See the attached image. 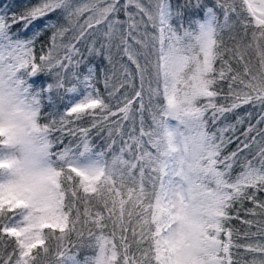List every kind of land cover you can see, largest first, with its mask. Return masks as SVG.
Instances as JSON below:
<instances>
[{
	"label": "snow or ice",
	"instance_id": "1",
	"mask_svg": "<svg viewBox=\"0 0 264 264\" xmlns=\"http://www.w3.org/2000/svg\"><path fill=\"white\" fill-rule=\"evenodd\" d=\"M122 9L125 20L117 18ZM201 9L203 18H194ZM50 14L55 19H46ZM39 21L43 24L34 27ZM18 24L21 29L12 31ZM30 27L33 34L22 38L19 33ZM250 27L251 40L244 43ZM45 30L52 33L50 45L37 57V39ZM78 45L86 46V54ZM249 50L259 67L245 58ZM102 53L112 68L111 75L104 73V87L112 89L108 97L125 89L115 111L96 87L94 66L87 74L79 71L87 56ZM121 53L135 72L117 61L123 71L112 83L118 71L113 56ZM5 71L39 119L47 121L40 131L48 180L40 188L10 183L5 189L0 183V264H234V247L264 255V244H234L233 230L226 227L239 217L233 209L237 202L243 208L251 201L255 207L246 211L255 214L258 208L264 214V201L257 198L264 191V147L256 154L258 167L247 161L233 177L240 153L257 142L255 137L245 142L254 127L242 134L245 140L236 150L222 155L232 142L225 133H234L236 125L216 126L242 105L264 106V0H216L214 7L203 0L175 5L171 0H40L11 15L5 7L0 75ZM42 73L54 80L43 92H55L59 102L73 101L54 118L41 112L39 93L30 92L29 80ZM181 124L196 136L179 132ZM93 129L104 134L103 147L92 143ZM190 141L197 153L191 158ZM6 143L0 126V145ZM10 166L0 159V168ZM81 249L92 254L81 259ZM251 264H264V258Z\"/></svg>",
	"mask_w": 264,
	"mask_h": 264
},
{
	"label": "trees",
	"instance_id": "2",
	"mask_svg": "<svg viewBox=\"0 0 264 264\" xmlns=\"http://www.w3.org/2000/svg\"><path fill=\"white\" fill-rule=\"evenodd\" d=\"M40 2V0H0V14H3L4 8H8V14L11 15L12 13H21L25 10L26 7H31L33 5H36ZM125 0H120V3L123 4ZM173 5L178 3H183L184 0H171ZM203 3L207 4L209 7H214L216 0H203ZM131 10V6L129 7V11ZM90 13H84L83 16L80 17L79 22L83 23V21L87 18V16ZM117 18L120 20H125L126 17L124 15L123 9L117 14ZM194 18H203V10H199L194 14ZM221 20L223 19V15L221 13L220 15ZM46 19H55V14H50ZM233 19H235V16L233 14ZM43 24V21L36 22L35 26L36 28H39ZM22 25H15L12 29V31H18L21 29ZM124 26H122L123 28ZM254 27V25H253ZM253 28L250 27L248 29V35L244 37L243 42L248 43L251 40V32ZM243 33L242 28L240 26H237L236 34L239 38ZM20 36L22 38H28L33 34V27H30L27 31H21ZM51 31L45 30L41 33V35L37 39V47H36V55L37 57L41 54V47L43 46L44 51L47 50V46L50 45V37H51ZM72 36V32H69L64 37V42L66 43L68 39ZM225 43L231 46L234 42L227 39L228 34L225 33ZM129 42L131 43V39L129 38ZM100 41H97L96 47H99ZM78 47L81 48V52L85 53L87 52L86 46L78 45ZM121 54L114 55L113 56V62L116 63L117 61H120L121 63H127L128 66L135 72V66L131 64V62L127 61L126 57H123L121 60ZM246 59H251L253 63L256 65V67H259L258 59L255 56V53L252 50H249L246 57ZM90 66H94L95 68V74H96V87L99 88L101 95L105 99L107 103H109L112 107V110L115 111L117 108L116 100L123 94L125 89H121L119 93H117L116 98H109L107 93L108 91H111L112 89H105L104 87V73H107L108 75H111L112 68L111 65H109L108 61L105 59L103 53L100 56H87L86 62L81 65L79 71L81 74H87V69ZM233 67L236 68L237 65L233 63ZM240 70L242 71V65L239 66ZM116 68L118 69L116 73V77L112 81V83H118L120 78V73L123 71L119 67V63H116ZM102 69L104 70L102 72ZM54 82L53 77L51 74H38L36 77H33L29 80V84L31 85L30 92L33 94L39 93V100H40V110L41 112H47L50 114L51 117H57L61 112L65 110L66 107L71 106L73 101L69 98H64L62 102L60 101V97L55 93H45L43 92V89H46L48 84ZM138 85V80L136 81ZM224 91L222 92V96L226 94L227 92V86L224 84L223 86ZM134 93L130 90L129 91V98H131V95ZM77 99H79V96H77ZM56 103V108L53 109L52 105L53 103ZM218 103H223L227 105L230 103L229 101H225L222 98L217 99ZM122 106V105H119ZM138 106L134 102V107ZM237 117L242 118L243 123L236 124ZM264 106H261L259 104H248V105H242L240 108L234 110L231 113L226 114V119L221 118L220 121L217 122L216 126L222 127L226 124H233L236 125V130L233 133L231 130L225 133L226 137H232V142L227 144V146L224 148L222 155H228L232 151L236 150L237 144L240 143V140H245L244 136L242 135L250 126L254 127V130L249 133L247 140L245 142H251L252 138L255 137V140L258 142L251 143L250 148L245 149L242 153H240L241 159L237 160L236 164L233 165L232 169V176L235 177L239 172L243 170V164L247 161H252L255 166H259V157L256 156L257 152L260 150L261 147H264ZM112 119H115L113 117ZM259 121V123H257ZM43 122H47L46 120H42ZM90 121L88 119H85L82 124L83 126H88ZM215 130V126L212 129ZM96 130L93 129L92 131V143L96 144L100 147H103V140H101V136L104 135L101 133V136L95 135ZM259 133V134H258ZM55 135H59L56 133ZM235 137H239V139H236ZM69 137H65L64 143L67 144L69 141ZM58 147H63V145H58ZM2 147H0V158L3 157L2 155ZM256 157L255 159H253ZM246 158V159H245ZM5 177L0 174V181H3ZM251 191V189L249 190ZM257 198L261 201H264V191L257 193ZM255 206L251 203V201L245 200L243 202V208H241V205L239 202L235 203L233 205V209H239V217L232 219L226 227H229L233 230V243L234 244H241V245H256V244H264V235H261V231L264 230V214L260 213V210L256 208L255 214H252L250 212H247V209H252ZM230 215L233 217L236 216V212L232 211L230 212ZM245 220H251L253 223L251 225L243 223ZM248 232L249 235L245 236L244 233ZM251 233H257V235H251ZM225 238L222 236V239ZM233 253V261L234 264L238 261L239 264H251L253 259H262L264 258V255L260 253H252L246 250V248H232L231 249ZM91 250L88 249H81L79 250V257L83 259L87 255H91Z\"/></svg>",
	"mask_w": 264,
	"mask_h": 264
},
{
	"label": "clouds",
	"instance_id": "3",
	"mask_svg": "<svg viewBox=\"0 0 264 264\" xmlns=\"http://www.w3.org/2000/svg\"><path fill=\"white\" fill-rule=\"evenodd\" d=\"M0 126L5 130L7 140L6 144L0 145L7 154L0 159L11 165L0 168V174L5 177L0 183H3L5 189L10 183H26L35 188L44 186L48 180V170L46 143L40 131L42 121L30 98L12 82L7 71L0 75ZM179 132L186 136H196L195 132L189 133L182 124ZM181 139L178 135L177 140ZM193 145L194 141H190V158L197 155Z\"/></svg>",
	"mask_w": 264,
	"mask_h": 264
},
{
	"label": "rangeland",
	"instance_id": "4",
	"mask_svg": "<svg viewBox=\"0 0 264 264\" xmlns=\"http://www.w3.org/2000/svg\"><path fill=\"white\" fill-rule=\"evenodd\" d=\"M75 2L76 3H78V4H81V3H87L88 2V0H75ZM104 2L106 3L107 2V0H104ZM141 2H143V3H147V0H141ZM101 6H103V5H101ZM130 11H136V9H135V7L134 6H131V10ZM7 154V152H6V150L3 148L2 149V155L3 156H5Z\"/></svg>",
	"mask_w": 264,
	"mask_h": 264
}]
</instances>
